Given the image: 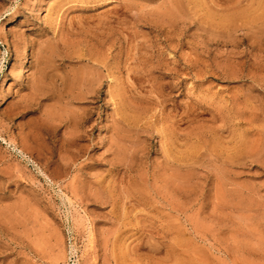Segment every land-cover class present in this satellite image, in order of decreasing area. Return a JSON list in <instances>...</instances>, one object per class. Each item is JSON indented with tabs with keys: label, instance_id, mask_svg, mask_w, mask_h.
I'll return each instance as SVG.
<instances>
[{
	"label": "rangeland",
	"instance_id": "rangeland-1",
	"mask_svg": "<svg viewBox=\"0 0 264 264\" xmlns=\"http://www.w3.org/2000/svg\"><path fill=\"white\" fill-rule=\"evenodd\" d=\"M0 264H264V0H0Z\"/></svg>",
	"mask_w": 264,
	"mask_h": 264
},
{
	"label": "bare ground",
	"instance_id": "bare-ground-1",
	"mask_svg": "<svg viewBox=\"0 0 264 264\" xmlns=\"http://www.w3.org/2000/svg\"><path fill=\"white\" fill-rule=\"evenodd\" d=\"M19 68H20V67H19ZM22 68H23V67H22ZM22 68H21V69H22ZM23 69H24V68H23ZM50 76H53V75H50ZM2 99H3V98H2ZM23 111H24V110H23ZM32 125H33V124H32Z\"/></svg>",
	"mask_w": 264,
	"mask_h": 264
}]
</instances>
